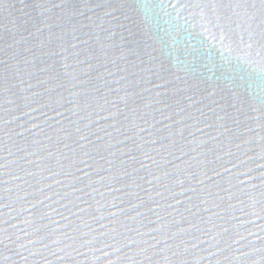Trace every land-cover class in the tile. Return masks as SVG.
Returning a JSON list of instances; mask_svg holds the SVG:
<instances>
[{
  "label": "water",
  "instance_id": "water-1",
  "mask_svg": "<svg viewBox=\"0 0 264 264\" xmlns=\"http://www.w3.org/2000/svg\"><path fill=\"white\" fill-rule=\"evenodd\" d=\"M0 264H264L262 0H0Z\"/></svg>",
  "mask_w": 264,
  "mask_h": 264
},
{
  "label": "snow or ice",
  "instance_id": "snow-or-ice-1",
  "mask_svg": "<svg viewBox=\"0 0 264 264\" xmlns=\"http://www.w3.org/2000/svg\"><path fill=\"white\" fill-rule=\"evenodd\" d=\"M262 3H264V0H262Z\"/></svg>",
  "mask_w": 264,
  "mask_h": 264
}]
</instances>
